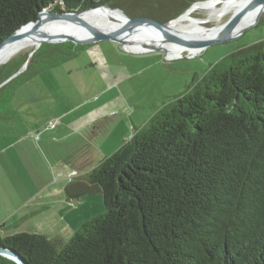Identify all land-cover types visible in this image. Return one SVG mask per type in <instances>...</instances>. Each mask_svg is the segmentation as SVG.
<instances>
[{"label":"trees","instance_id":"trees-1","mask_svg":"<svg viewBox=\"0 0 264 264\" xmlns=\"http://www.w3.org/2000/svg\"><path fill=\"white\" fill-rule=\"evenodd\" d=\"M122 1L0 0V42L41 9L124 7ZM194 1L164 0L156 11L145 0L131 6L165 22ZM83 46L41 43L30 57L29 50L1 64L0 83L27 60L0 86V112L16 88ZM62 193L65 202L100 193L104 210L66 240L37 231L3 236L0 264H264V39L194 74L114 152L68 177Z\"/></svg>","mask_w":264,"mask_h":264},{"label":"rangeland","instance_id":"rangeland-1","mask_svg":"<svg viewBox=\"0 0 264 264\" xmlns=\"http://www.w3.org/2000/svg\"><path fill=\"white\" fill-rule=\"evenodd\" d=\"M134 1L123 0L124 7L121 8L125 14L139 17L145 11L135 10L131 6ZM163 2L147 0L144 5L153 11ZM170 12L171 9L165 10L162 15ZM108 13L114 23H119L118 16L124 15L117 10ZM192 15L206 16V13L197 10ZM230 16L231 13H227L221 22ZM216 23L217 20L212 18L204 24L215 26ZM263 39L264 10L256 23L236 36L211 42L198 54L190 56L184 53L181 58L170 59L159 49L128 51L117 41L105 39L83 44L76 57L40 72L16 88L0 112V140L27 134L35 128L31 139L37 147L25 141V151L16 148L0 152V161L13 166L21 160V154L25 160V171L15 172L17 177L14 179L16 186L24 179L25 184H22L20 193L5 192V196L12 199L0 201V225L20 215L11 212L25 199V205L31 206L24 208L25 231L58 235L64 240L69 238L82 222L104 210L100 193L83 196L73 202L55 201L53 204L56 205L44 212L30 213L28 210L48 192L63 185L74 169L77 176L82 175L101 158L114 152L158 106L182 92L194 74L201 75L209 64L236 48ZM50 121H55L54 126H48ZM81 125L84 127L75 132L64 128ZM45 126L50 132L41 134ZM8 175L10 177V172ZM0 179L5 181L8 177L1 174ZM14 227L12 225L11 228ZM4 228L0 226V232ZM0 238L3 240V235Z\"/></svg>","mask_w":264,"mask_h":264},{"label":"bare ground","instance_id":"bare-ground-1","mask_svg":"<svg viewBox=\"0 0 264 264\" xmlns=\"http://www.w3.org/2000/svg\"><path fill=\"white\" fill-rule=\"evenodd\" d=\"M244 3L245 0H226L223 2H218L216 0L196 1L182 14L168 21L164 29L184 39L208 38L219 34L225 29L228 19L225 22H221V18L227 13H231V16L236 14ZM197 10L204 11L206 16H193L192 13ZM263 10L264 6L248 11L239 22L237 29L254 21L256 16H259ZM109 16V13H103L98 10H88L73 15L72 17L75 21L43 17L37 33H33L32 37H21L0 48V65L18 52L26 48L35 47L37 36L60 34L73 35L80 39L86 38L83 33L78 31L81 28L76 21L90 24L105 31L122 32L125 25L122 23H114L110 20ZM212 18L217 20L215 26H207L204 24L212 20ZM124 39L123 47L125 50L145 52L149 49L150 45H160L165 48V54L170 59L180 57L184 53L190 56L195 55L201 51L198 46L165 40L151 29H136L131 34L124 36Z\"/></svg>","mask_w":264,"mask_h":264},{"label":"water","instance_id":"water-1","mask_svg":"<svg viewBox=\"0 0 264 264\" xmlns=\"http://www.w3.org/2000/svg\"><path fill=\"white\" fill-rule=\"evenodd\" d=\"M216 1L223 2L226 0H216ZM263 6H264V0H245V3L242 6V8L236 14L232 15L228 19V23L225 26V29H223L217 35H214L208 38H202V39H184V38L177 37L164 29L168 21L160 22V21H157L151 18H146V17H130L125 14L124 10L121 7H110L107 5H101V6L90 7L84 10L74 11V12H57V11H50L47 8H44V9L39 10L37 19L35 21H31V22H28L22 25L17 30H15L12 34H10L7 38H5L2 42H0V48L3 45L10 43L12 41H15L21 37H32L33 33H37V30L39 29L41 25L43 17L75 21L72 16L80 12H84L88 10H98L103 13H108L109 11L117 10L124 14L123 16H118L119 23H122L125 25L122 29V32L117 33V32L105 31L95 26H92L90 24L76 21L80 25V28H81L78 31L83 33L86 38L80 39V38L74 37L73 35H60V34L45 35V36H39V37L37 36L36 37L37 43L35 47L29 51L28 57L32 55L34 50L37 49L41 43H57V42H63V41H71L76 44H86V43H91L95 41L111 39V40L117 41L121 46H123L124 41H125L124 36L131 34L136 29H151L152 31L160 35L165 40L176 41V42L188 44L191 46H198L202 50L209 43L215 42L217 40H225L228 38H232L236 36L238 33H240L243 29L256 23V20L258 19L259 16H256L255 20L250 22L249 24H246L242 28L237 29L239 22L241 21V19L245 16V14L248 11H252L255 8H258V7L260 8ZM153 49H159L165 53V48L160 45H150L147 51L153 50ZM26 65H27V60L21 65V67L14 74H12L2 83H0V86L4 84L6 81H8L10 78H12L16 74L24 70ZM0 254L7 256V251L3 249L2 247H0Z\"/></svg>","mask_w":264,"mask_h":264},{"label":"crops","instance_id":"crops-1","mask_svg":"<svg viewBox=\"0 0 264 264\" xmlns=\"http://www.w3.org/2000/svg\"><path fill=\"white\" fill-rule=\"evenodd\" d=\"M38 125L40 126L41 123H39ZM84 125H81L78 128H72V127H68V126H64V128L65 129H71V131L75 132L78 129H82V127H84ZM45 127L42 128L41 134H43L44 132H48V131L50 132V130H48L47 127L45 129ZM34 129L32 128V130L29 131L27 134L22 133L18 136L11 135L9 137V140H6V138H8V137H5V141L1 139L0 140V152H4V151L8 152L9 150H13L16 148L18 151H25V141H27L31 146L37 147V145H35V142L31 139V136H32ZM20 159L21 160H19V161L17 160V162L14 166L7 161H5V162L0 161V175L5 174L8 177V180H5V181H4V179H0V201H7L8 199H12V198H9L7 195L5 196V192L8 191V192H11V194H13V192L15 194L20 193L21 189L23 188L22 184H25V179L22 180L21 183L18 184L17 186L14 182V179L17 177L15 172L23 173L25 171V160H24L22 154H21ZM9 172H10V177L8 175ZM13 173H14V175H11ZM8 188H10V189H8ZM1 196L5 197V198H2ZM52 197H53V199H51ZM55 201L64 202L63 193H62V185L59 186L58 188H54L53 190L48 192L44 198H41V200L36 201L37 204L35 206H33V208H31L32 210L30 209L28 211H30V213L35 212L37 210H39V212L48 211L53 206L56 205V204H53ZM25 206L31 207V206H27V204L25 205V199H24L11 212V213L17 212V213H20V215L17 218L13 219L12 221H10V219H8L9 222L1 223L2 225L5 226V228H4V231L0 232V235L5 236L8 234H12L13 232H16V231H25V228H24L25 227V209H24ZM28 211L26 213H28ZM39 212H37V213H39ZM12 225L15 227L11 228Z\"/></svg>","mask_w":264,"mask_h":264},{"label":"flooded vegetation","instance_id":"flooded-vegetation-1","mask_svg":"<svg viewBox=\"0 0 264 264\" xmlns=\"http://www.w3.org/2000/svg\"><path fill=\"white\" fill-rule=\"evenodd\" d=\"M145 1H147V0H145ZM133 4H139V3H137V0H135V1L133 2ZM154 15L156 16V15H158V13H155ZM139 16H140V17H146V18H151V19H153L152 17H150V13H149V12L142 13V14H140ZM154 20H155V19H154Z\"/></svg>","mask_w":264,"mask_h":264},{"label":"built area","instance_id":"built-area-1","mask_svg":"<svg viewBox=\"0 0 264 264\" xmlns=\"http://www.w3.org/2000/svg\"><path fill=\"white\" fill-rule=\"evenodd\" d=\"M54 124H55V121H50L48 126H54ZM75 174H76V172L73 171V172H71V173L69 174L68 177H71V176H73V175H75Z\"/></svg>","mask_w":264,"mask_h":264}]
</instances>
